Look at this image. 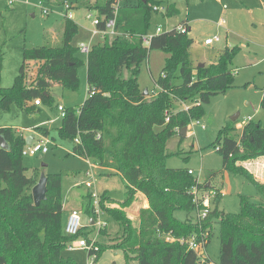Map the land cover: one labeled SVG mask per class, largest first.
I'll use <instances>...</instances> for the list:
<instances>
[{"label":"trees","instance_id":"1","mask_svg":"<svg viewBox=\"0 0 264 264\" xmlns=\"http://www.w3.org/2000/svg\"><path fill=\"white\" fill-rule=\"evenodd\" d=\"M54 1L64 4L67 0ZM82 1L98 10L99 30L105 31L108 20L114 18L116 34L105 35L104 43L94 45L85 61L79 55L80 48L73 44L79 25L66 10V18L57 27L58 43H52L46 34L42 46L24 49V62L15 84L0 85V108L9 109L16 103L34 114L40 110L36 100L41 104L53 103L51 89L55 84L64 89H78L79 70L86 64L88 97L78 107L63 105L65 115L58 135L74 140L75 153L123 178L128 198L118 202L108 196L121 208L108 207L104 202L101 206L123 227L125 241L117 248L123 250L127 264L132 260L138 264H264V203L241 196V211L226 213L219 209L223 197L219 195L208 216L199 221L191 216L198 210L191 192L197 184L196 175L187 168H171L166 164L169 156L181 153L169 149L170 141L178 134L176 127L201 119L205 115L204 104L233 86L236 75L233 61L238 46H227L210 66L195 67L189 53L194 39L189 35L188 19L167 32L148 36L153 7L163 1L100 0L95 5L91 0ZM167 5L168 15L180 14L176 3ZM153 49L167 50L169 56L156 81L160 90L149 98L140 87L139 76ZM32 62L38 64L35 75L29 73ZM175 79L181 82L176 83ZM172 97L190 100L192 105L179 115L171 114ZM234 131L235 126L221 128L215 150L221 154L225 169L244 175L264 195V183L241 163L264 156V125L250 120L238 136ZM0 136L9 146L0 147V264H77L63 255L74 238L63 226L62 185L66 173L47 174V198L36 206L32 189L38 182V174L29 175L23 161L26 137L11 127H0ZM207 183L202 181L200 188H214L211 184L206 186ZM139 192L147 196L151 206L141 210L135 225L124 210ZM178 209L187 212L186 220L175 217ZM87 212L96 214L90 206ZM216 224L220 226L221 238L218 262L208 256L201 261L197 251L178 240L195 235L207 246ZM100 231L107 229L103 226ZM89 233L82 228L79 237L91 240ZM167 234L177 240H166L163 236ZM130 251H137L136 256Z\"/></svg>","mask_w":264,"mask_h":264},{"label":"rangeland","instance_id":"2","mask_svg":"<svg viewBox=\"0 0 264 264\" xmlns=\"http://www.w3.org/2000/svg\"><path fill=\"white\" fill-rule=\"evenodd\" d=\"M100 0H91L95 5ZM136 3L139 0H122ZM166 6L169 2L176 3L180 14L170 16L168 11L153 10L148 30V36L167 32L188 19L194 39L189 49L190 58L196 67L201 63L210 66L218 61L220 53L228 46H238L239 51L233 61L236 70L235 82L226 92L213 96L209 103L204 104L205 115L201 119L191 120L182 128L176 127L178 134L170 141L169 149L180 154L169 156L166 164L171 168H187L195 172L203 182H210L212 187L223 189L225 195L219 200V209L226 213L241 211V196H249L252 201L264 203V195L244 175L225 169L223 159L215 150L214 144L219 131L224 126H235L234 133L238 136L241 129L253 120L264 125V0H161ZM72 6L67 10L79 25V31L73 39V44L79 47V55L87 61V54L81 51L83 46L91 49L94 45L103 44L105 35L98 30L94 20L98 17L96 8H89L82 0H67ZM66 3L59 4L54 0H0V85L11 87L24 62V49L42 46L49 40L56 44L60 41L57 27L66 18ZM49 13L45 14L44 10ZM225 20V24H220ZM161 28V31H158ZM220 36L219 41L206 45L207 38ZM149 45V41H146ZM169 53L164 49H153L147 62H144L139 76L143 92L149 91L151 98L159 92L156 81L162 74ZM29 73L35 75L38 64L29 65ZM81 83L78 89H64L55 84L51 91L55 97L53 103L42 104L34 114L22 110L16 103L9 109L0 108V127H11L23 135H35V140L50 139V151L37 155H24L27 173L37 172L38 181L41 174L66 173L63 176L62 200L64 205L63 226L66 227L72 210L81 212L83 229L89 233V239L99 242V258L96 264H127L124 252L117 248L125 241L123 227L119 220L102 208V202L111 208H121V205L110 201L124 202L128 198L127 189L121 176L113 174L107 168L94 163L73 151L74 140L61 139L58 129L62 124V114L59 105L78 107L88 97L87 67H80ZM33 78L30 76V81ZM180 83V79H175ZM192 101L172 97L170 113L177 115L188 110ZM169 113V115H170ZM240 113L237 120L232 117ZM179 115V114H178ZM169 118V117H168ZM169 121V119H167ZM236 122L235 125L229 123ZM206 125V129L202 125ZM42 127L43 129H39ZM187 128L186 136L182 135ZM161 127L158 128L160 130ZM46 132V133H45ZM241 161V162H246ZM45 165V166H44ZM91 182L92 186L87 184ZM140 193H137V196ZM142 196V195H141ZM143 197V196H142ZM144 208L147 209L151 206ZM216 205V204H215ZM87 206L95 210V224L91 222L94 216L87 212ZM136 209L132 203L125 213ZM175 217L186 220L185 210L175 211ZM192 217L197 218V212ZM130 218V217H129ZM105 226L107 231H100ZM85 238V237H83ZM99 246V245H98ZM126 248L123 247V249ZM205 256L213 262H218L221 251L220 226L215 225L210 242L202 248ZM136 256L137 251H130ZM63 255L73 258L77 264H88L89 256L86 248H65ZM131 264H138L136 260ZM176 264H181L176 262Z\"/></svg>","mask_w":264,"mask_h":264},{"label":"built area","instance_id":"3","mask_svg":"<svg viewBox=\"0 0 264 264\" xmlns=\"http://www.w3.org/2000/svg\"><path fill=\"white\" fill-rule=\"evenodd\" d=\"M121 1V0H119ZM70 8V4L66 3V10H68ZM168 10V5H164V6H159V5H155L153 7V9L155 11H159L161 9H165ZM45 14L49 13L48 9L44 10ZM99 21V18L97 17L94 22L95 24H97ZM220 24H225V20H222L220 22ZM115 25H116V20L110 19L107 22L106 25V30L105 31H101V30H95V33L97 34L98 32H102L104 33V35L107 34H116V30H115ZM158 31H161V28H158ZM221 39L220 36H215L214 38H208L205 40L206 45H210L213 44L215 41H219ZM89 48L86 46H83L81 48V51L83 53H88L89 52ZM35 104L38 106H41V102L39 100L35 101ZM59 111L61 112L62 116L65 115V107L63 105H59L58 107ZM250 121V120H249ZM203 129H206V125L203 124L202 125ZM77 141H79V139H77ZM50 139L47 138H42L41 140H34L32 141L31 144H27L26 147L23 150V155H37L40 152L46 153L48 151H50ZM189 172L191 174L195 175L194 170L189 169ZM197 180V184L193 186L191 192L194 196V202L196 203L198 210L197 212V220H203L205 219L209 212L212 210L213 208V202L214 200L219 196H224L225 195V191L223 189H216V188H211L208 190L205 189H201L199 184L202 182L200 177H196ZM209 183V182H208ZM207 183V184H208ZM88 187L92 186V183L89 182L87 184ZM207 186V185H206ZM83 228V223H82V215L81 212L79 210H72L68 220H67V224L65 227V231L68 235L74 237L69 243H68V248L73 250V249H77V248H86L88 250V256H89V260H88V264H96L99 255H98V251H99V246L97 244V241L95 240H88L86 237H79L80 231ZM166 240L168 241H175L177 240V238L173 237L170 234L164 235L163 236ZM180 242L182 243H187L189 245L190 249H193L195 251L198 252V254L201 257V261L205 260V258L207 256H205V253L202 251V248L205 247L204 244L202 242H199L196 238L195 235L191 236L190 238H179L178 239ZM92 252V253H89Z\"/></svg>","mask_w":264,"mask_h":264},{"label":"crops","instance_id":"4","mask_svg":"<svg viewBox=\"0 0 264 264\" xmlns=\"http://www.w3.org/2000/svg\"><path fill=\"white\" fill-rule=\"evenodd\" d=\"M17 131L20 132L19 130H17ZM24 136L26 138L29 137V136H32L33 139L35 140V135L28 134V135H24ZM241 163L250 172H252L254 174V176L256 177L257 180H259L260 182L264 183V156L251 159V160L247 161L246 164H245V162H241ZM140 194L143 197L141 195L140 196L138 195L136 197L135 201H134V203L136 202V209L133 210L131 213L128 212V216L130 217V219L133 221V223L135 225L138 224V222H139L141 210L149 206V201H148L147 196L145 194H143V193H140ZM91 224L93 226L95 224V222H91Z\"/></svg>","mask_w":264,"mask_h":264},{"label":"water","instance_id":"5","mask_svg":"<svg viewBox=\"0 0 264 264\" xmlns=\"http://www.w3.org/2000/svg\"><path fill=\"white\" fill-rule=\"evenodd\" d=\"M198 66L199 67H205V64L201 63ZM148 94H149V91L146 90L144 92V95H148ZM239 116H240V113H237L232 117V119L235 121V120H237V118ZM186 131H187V128H183V130H182L183 136H186ZM32 141H34L32 136H29L26 138V142L28 145L31 144ZM0 147L5 148V149L9 148V146H8L6 140L4 139L3 136H0ZM207 186H210V183H208ZM47 193H48V176L46 173L43 172L40 176L39 181L37 182V184L32 189V194L34 197V203L36 206H39L42 201L46 200ZM92 222H94V220H92Z\"/></svg>","mask_w":264,"mask_h":264}]
</instances>
